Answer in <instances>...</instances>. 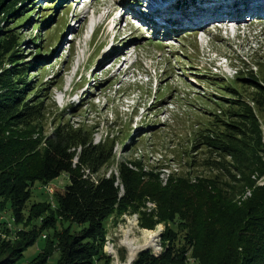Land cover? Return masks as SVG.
I'll list each match as a JSON object with an SVG mask.
<instances>
[{"label":"rangeland","instance_id":"374dc122","mask_svg":"<svg viewBox=\"0 0 264 264\" xmlns=\"http://www.w3.org/2000/svg\"><path fill=\"white\" fill-rule=\"evenodd\" d=\"M15 1L9 14H0V86L20 90L17 99L0 104L5 135L21 131L31 148L54 130L61 131L74 162L89 145L96 146L91 150L103 157L97 160L98 170L84 171L94 179H118L122 165L135 171L140 183L155 180L151 174L162 185L168 178H186L189 185L205 181L203 189H216L230 199L231 208L220 212L217 199H205L204 215L197 221L217 226L232 221V227L241 229L233 239L245 234V224L251 222L244 223L248 208L264 215V0ZM154 1L164 11L158 23L146 26L131 8L138 2L148 8ZM250 5L257 8L245 12ZM235 9L242 12L228 24L238 21L242 29L232 40L227 32H217V23L227 18L217 22L214 15L226 17L236 14ZM109 10L123 16L121 29L114 32L110 19L103 25ZM198 32H204L199 40ZM27 109L32 117L16 120ZM24 120H29L26 127L20 122ZM69 183L65 173L50 182L34 181L21 224H15L7 203L2 208L0 235L29 229L24 221L38 224L27 219L30 207L53 209L56 191ZM140 205L108 218L105 241L113 253L105 252V243L103 252L109 264L132 263L125 239L138 246L134 260L142 250L159 254L167 229L183 236L177 218L141 227L140 212H155L157 204L144 199ZM66 226L55 220L16 264L32 260L47 247L45 239ZM79 228L70 226L71 232ZM211 237V248L217 249L225 239ZM148 241L155 247L147 246ZM58 256L51 250L45 264H56ZM188 264H195L191 257Z\"/></svg>","mask_w":264,"mask_h":264},{"label":"trees","instance_id":"16d2710c","mask_svg":"<svg viewBox=\"0 0 264 264\" xmlns=\"http://www.w3.org/2000/svg\"><path fill=\"white\" fill-rule=\"evenodd\" d=\"M15 2L0 0V14L7 11L9 14ZM28 65H32L31 62ZM10 86H0V104L17 99L19 87ZM28 109L16 120L31 118L33 112ZM29 120L20 121L21 125L26 127ZM1 121L0 212L7 203L15 224H21L25 205L30 198V185L34 181L50 182L65 173L70 183L56 191L53 209L44 205L30 207L27 219L33 222L38 220V224L24 221V225L29 224V229L16 231L14 235L6 237L0 235V264H16L23 251L33 245L44 230L52 229L55 220L68 226L62 229L61 234L53 232L51 238L45 239L47 247L25 264H45L53 249L59 253L56 264H100V261L109 264L110 258L103 252L108 218L127 209L137 210L142 207L140 204L144 199L157 204V209L155 212H140L141 227L153 228L177 218L182 221L180 232H183V236L177 237L167 229L161 234L162 251L159 254L155 255L150 250L139 251L131 264H188L189 257L195 264H264V215H256L254 210L248 208L244 223L249 219L251 222L245 224V234H237L234 239L235 232L241 229L232 227V221L220 223V226L213 221H197L204 215L205 199H217L220 212L221 208H231L230 199L217 193L216 189H203L205 181L197 180L189 185L186 178H168L162 185L151 174L155 180L147 178L146 183H140L136 172L122 165L117 168L118 179L114 175L94 179L84 171L94 173L98 170L97 160L103 157L102 152H95L94 155L91 149L96 146L89 145L86 149L88 152H80L74 162L75 155L61 131L54 130L42 138L43 145L39 143L30 148L32 142L27 141L21 131L5 135ZM73 134L75 138L79 137L77 133ZM223 142L220 139L218 143L221 145ZM251 153L255 156L254 151ZM188 191L193 192V195ZM193 198L199 202L194 203ZM74 223L80 228L71 232L70 226ZM2 224L5 222L2 221ZM212 235H224L225 239L218 249L211 248Z\"/></svg>","mask_w":264,"mask_h":264},{"label":"bare ground","instance_id":"6f19581e","mask_svg":"<svg viewBox=\"0 0 264 264\" xmlns=\"http://www.w3.org/2000/svg\"><path fill=\"white\" fill-rule=\"evenodd\" d=\"M248 1V0H247ZM236 3V2H235ZM239 3V2H238ZM237 3V4H238ZM243 3V2H242ZM241 3V4H242ZM257 3V1H255L254 2V4H256ZM240 4V3H239ZM233 5V4H232ZM244 6V5H243ZM257 8V6L256 5H250V6H248V7H246L245 8V12L249 9V8ZM235 8V7H234ZM244 9V8H243ZM240 12H242V11H240ZM216 14H218V13H216ZM241 14V13H240ZM234 14H232V16H233ZM231 18H233V20H236V18H234V17H231ZM242 20V19H241ZM221 21V20H220ZM228 21H230V20H224V22H222V23H217V27H221V28H224V26H226V25H228ZM237 22V21H236ZM194 24V23H193ZM148 237H150L151 239H153V234H151L150 236H148ZM107 238H105V240H106ZM155 240V239H154ZM134 242V241H133ZM124 243L126 244V246L128 247V249H129V256H128V261L129 260H132L133 259V257H134V253H135V250L138 248V246H135V245H132V242L131 241H128V240H124ZM105 245H106V251L105 252H107V254L108 255H111L112 253H113V251L111 250V249H109V247H108V245H107V242L105 241ZM150 245H153L154 246V242H149L148 241V243H147V246H150ZM152 247V246H151ZM155 247V246H154ZM108 249V250H107ZM127 249V248H126ZM127 249V250H128ZM130 262V261H129Z\"/></svg>","mask_w":264,"mask_h":264},{"label":"clouds","instance_id":"9594fccd","mask_svg":"<svg viewBox=\"0 0 264 264\" xmlns=\"http://www.w3.org/2000/svg\"><path fill=\"white\" fill-rule=\"evenodd\" d=\"M231 33L234 34V35L231 37V36H230L231 34H229V38L231 37L230 39L233 40L234 38H236V37L238 36V34H241V30H238V31H236V32H231ZM220 57H221L222 59H224L225 62H226V59H225L224 56L222 57V55H221V56H219V58H220ZM221 58H220V59H221Z\"/></svg>","mask_w":264,"mask_h":264},{"label":"water","instance_id":"95a60500","mask_svg":"<svg viewBox=\"0 0 264 264\" xmlns=\"http://www.w3.org/2000/svg\"><path fill=\"white\" fill-rule=\"evenodd\" d=\"M130 261V263L133 261V259L132 260H129Z\"/></svg>","mask_w":264,"mask_h":264}]
</instances>
